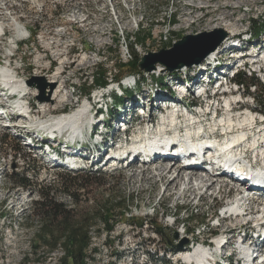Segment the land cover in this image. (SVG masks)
<instances>
[{
    "label": "rangeland",
    "instance_id": "rangeland-1",
    "mask_svg": "<svg viewBox=\"0 0 264 264\" xmlns=\"http://www.w3.org/2000/svg\"><path fill=\"white\" fill-rule=\"evenodd\" d=\"M34 1L0 0L3 4L6 3L11 11L7 12V16L4 13V16H0V24L7 30L6 36L0 37V60L3 62L1 64H6V57L14 52L11 63L16 71L18 70L20 78L30 84L32 95L28 100L33 106L38 102V85L42 83L33 79L40 77L47 82L48 77L61 67L59 71L62 74L57 79L67 97L64 101H55L41 107V110H34L35 116L38 115V119L44 123L63 112H75V106L79 104L77 96L86 94L84 91L94 86L91 84V76L93 72H100L103 67L107 69L109 76L108 86L103 90L112 91V98L104 100L108 115L98 113V121L105 119L109 125L108 118L114 112L121 120H127L132 112L134 117L137 116L141 108L148 110L146 116L150 120L160 103L171 98L173 91L178 92L175 84L186 81L203 85L223 76L227 68L223 67L226 54L230 50L239 49L242 40H250L258 46L260 43L264 45V30L254 36L250 27L251 19L257 20V23L264 22V0H104V3L100 0H82L76 3L73 0ZM112 2L116 3L115 8L112 7ZM222 11L231 15L230 20L226 19L221 25L227 37L216 49L217 52L207 56L206 59L209 58L203 63L173 73L162 72V67L157 66L153 72H145V79L140 85L135 82L136 77L131 78L124 72V68L118 72V64L130 59V45L141 60L150 52L171 47L185 35L215 30L208 28L212 24L210 21L218 18ZM9 13H12L11 17ZM80 20L83 22H78ZM186 21L195 22L184 27L183 23ZM14 22H17V25ZM22 27H27L30 38L16 46L11 40L26 34H17L16 28L23 29ZM136 37H139V41ZM16 47L18 50L15 52L13 49ZM82 57L85 61L79 63ZM60 58L65 61L62 65L59 64ZM49 65L51 67L48 69ZM159 77L163 79L162 86L157 82ZM164 85L169 87V91L168 88H160ZM128 90L132 93L131 99L127 97L123 99V103L115 101L116 97L122 96L123 92ZM242 90L241 93L248 94L244 88ZM49 91L50 88L45 85L44 94L48 95ZM252 95L256 101L255 108L263 109L264 84L257 85V90ZM233 97L234 95L230 99L233 100ZM235 97L238 98L237 95ZM148 98L156 103L152 105V109L147 106ZM145 122L137 117L132 131L142 129L141 124ZM3 130L0 128V264H58L57 261L62 256L60 249L47 254V249L43 246L38 249L32 247L38 243L35 234L39 224L37 218L31 214L30 202L25 200L37 198L39 188L43 192L49 190V194L54 195L57 201L64 203L67 208H73L76 213L93 204L95 198L101 200L108 195L126 198L129 209L124 213L119 210L114 212L112 221H109L113 225L111 231L104 228L103 221H93L89 229V248L93 251L87 252L90 257L88 264H117L118 260L122 259L116 257L117 253L125 247H128L127 251L137 247H143L140 251L145 248L157 250L159 254L153 255L150 252L148 256L158 264H161L158 260L162 257L160 251L163 249L173 250V253L178 251L177 255L183 251H193L199 244L210 249L209 242L221 237H211L210 227L215 221L211 223L210 216H218L223 206L233 197H239L240 192L238 190L237 193L234 184L226 178H221V187H218L215 193L203 191L205 189L195 190L192 194L185 193L186 196L182 193L179 198L181 193L167 192L160 180L151 178L152 171L160 164L143 169L139 168L140 164L134 167L123 164L116 170H110L107 166L98 167L99 171L105 174V184L86 180L85 197L88 201L81 196V201L73 204L72 197L63 189V182L70 180V176L64 175V172L58 169H44L40 161L28 154L17 142V138ZM120 131V126L113 119L110 129L107 130V142L111 136H118ZM87 167L88 170L96 171L94 166ZM142 170L144 172H140ZM134 173L139 175L133 177ZM193 173L197 175L199 171L195 170ZM21 174L29 180L26 186L17 183ZM199 192L200 194H197ZM21 204L25 205L18 211ZM260 206L259 203L253 204L254 212H259ZM250 211L249 208L248 212ZM173 219L176 224L170 225ZM182 224L184 229L181 228ZM220 224V228L215 229L217 234L226 232L230 236L231 232L244 229L239 218H231L230 222L228 219L220 220ZM211 231L214 229L211 228ZM184 239L186 243L180 248L177 247ZM226 247L227 244L222 248ZM231 250L227 249L226 253L229 254ZM132 254H126L125 258L134 259L141 256L142 252L130 256ZM170 258H173V264H177L178 259L182 260L181 264L189 262L177 256ZM162 260L163 263H170L169 258L163 257Z\"/></svg>",
    "mask_w": 264,
    "mask_h": 264
},
{
    "label": "bare ground",
    "instance_id": "bare-ground-1",
    "mask_svg": "<svg viewBox=\"0 0 264 264\" xmlns=\"http://www.w3.org/2000/svg\"><path fill=\"white\" fill-rule=\"evenodd\" d=\"M34 1V0H33ZM75 3L80 2L82 0H73ZM104 3V0H100ZM3 2V1H2ZM0 2V16H6L8 15V11H10L9 6ZM35 2V1H34ZM2 3V4H1ZM82 3V2H81ZM112 7L115 8L116 3L112 2ZM227 8V6H226ZM231 8V7H230ZM225 10V9H224ZM226 11V10H225ZM225 11H222L218 18H216L213 21H210L212 24L208 27L209 29H218L222 28V22L226 19L230 20L231 15H228ZM9 16H12V13H9ZM83 22V21H78ZM195 21H186L183 23L184 27L191 26ZM209 22V23H210ZM2 25L0 24V33L2 32ZM226 30V29H225ZM28 29L27 27H23V29L16 28L17 34H23L24 32L27 33ZM229 31V30H228ZM218 48V47H217ZM216 48V49H217ZM216 49L212 51L208 56H212L213 53L217 52ZM223 53V52H222ZM235 53V52H234ZM264 53V52H263ZM233 56V55H232ZM12 57L7 58L6 64H0L2 65L0 68V79L2 80L3 84L9 87V91H26L27 93H30V84L25 81V79L16 80L13 79V75L18 74L16 71V68L12 65ZM85 61L83 57L80 59L79 63H83ZM205 61V60H204ZM64 59H59V64L62 65L64 63ZM61 67H58L48 78L49 80L46 83L47 88H50V91L47 96V100L38 101L39 104V110H41V107H44L46 104H50L55 101H64L66 100L67 94L64 91V88L61 86V82L57 79L58 74H62L60 70ZM159 68V66H158ZM155 70V69H154ZM41 72V71H40ZM19 75V74H18ZM181 83V82H179ZM178 83V84H179ZM201 91H196L192 93L193 99L198 100L200 103L205 98L207 99L209 97L210 102L213 100V92H208L207 87H205V84L197 86V89H200ZM216 89V88H215ZM243 87H241V90ZM243 91V90H242ZM239 92V91H238ZM7 94L6 92H4ZM44 93V92H43ZM234 95L231 100L230 98H224L225 105H228V107L231 106V103L234 102V100H238L240 98L239 94H231L230 97ZM238 96L237 99H235V96ZM30 104H32L29 101ZM207 103V102H206ZM23 102L19 99L16 100V109H18L20 112H26L25 108L23 107ZM209 105V103H208ZM80 107V106H79ZM43 109V108H42ZM87 109V103L85 102L82 107L76 109L75 112L68 114V113H62L59 114L57 117L53 118L48 123L39 122L38 126L43 127L44 129L48 130L49 132L53 130H58L61 135L67 134L68 137L71 139H75L76 136H81L82 133V124L85 123V120L87 119V115L85 114V111ZM182 108L176 107L175 110H170L173 112L180 111ZM259 112H263L259 110ZM16 112L8 108V113H5L4 111L0 110V115L3 117L2 119L5 121L7 120L9 116H13ZM73 117L71 118V116ZM171 113L162 115L163 117H168V120H172L170 118ZM17 117H22L21 115H18ZM30 118H33L29 115ZM256 117V114L250 113L248 111H245V113L241 115L236 114H230L225 113L224 115L220 116V118H214L213 123L210 126V129L219 128L221 126V134L225 135V139L227 140L225 144H222L223 140H214L210 143H205L206 145H209V148L206 150L212 149L216 151L215 154H217V160H215L213 163H208V160L202 161V157L198 155L193 154H187L186 150H182L183 153L176 154L175 148L177 145H171L168 146L167 149L160 147L158 150H151L149 152H145L144 154L138 153V147H141V149L145 150L144 148L150 146V140L149 136L155 137V133L147 132L146 129L143 132H138L136 137L134 138L135 141L130 143L128 149L131 152V157L119 160V161H128V166L133 167L137 166L142 163V167L139 166V168L143 169L144 167H148L149 165H155L160 164L158 167H155L154 171H152L151 178H156L157 180H160L162 182V185L164 186V190L167 192L173 191L181 193L179 195V198L182 196V193L185 195V193H191L195 190L201 191L205 189V191H211L214 192L218 187H221L219 185V180L221 178H226L230 180L235 186V190H239V197L235 198L233 197L231 201L228 202L227 205L223 206L226 208H222L219 211V215H211V223L212 221H215L214 224L210 227V232L212 233L211 237H217L213 241L209 242V248H205L202 245H197L194 247L193 251L187 250V252H180L177 255V252L173 251H166L165 249L161 250L158 249V251L162 253H166L165 256L161 255V259H157L160 261L161 264L163 263V257L169 258L170 263L167 264H173V258H170L171 256H185V258H182L184 260H188L189 262H184V264H264V187H261L260 184L262 183H256L255 176L256 174H263L264 175V133L258 130H253L252 122L253 119ZM264 116H262L263 118ZM68 118V121H66ZM81 121V122H80ZM113 121V120H112ZM2 122V121H1ZM7 122V121H6ZM80 122V124L78 123ZM172 122V121H171ZM183 122L186 125H190L195 122V116H185L184 119L178 122L175 121L173 124ZM146 123V122H145ZM168 126V125H167ZM170 126H172L170 124ZM201 128L197 127L193 130H186L185 137L183 139H180L179 141L185 142L188 145L189 149L195 150V148H192L194 145L196 146V149L203 150L205 147V144L200 143L193 138V136H196L200 133ZM257 131V132H256ZM256 132V134H255ZM184 134L176 133V135L171 136V138H176L179 136H183ZM53 136V135H52ZM227 136V137H226ZM158 137H163V134H158ZM192 137V138H191ZM201 139V138H200ZM263 140V142L260 141ZM174 141V140H173ZM257 141V143H255ZM135 142H139V145H136ZM217 142V143H215ZM212 147V148H211ZM249 149V150H248ZM180 151V152H182ZM250 152V153H249ZM77 153V151L75 152ZM155 153L156 155L154 157L148 156L149 154ZM141 155H144V158H142ZM167 154V155H165ZM245 154L249 155V159L253 158L260 162V165H262L259 168H253L255 175L248 174L247 172H244L242 170H238L235 166V168H232L233 170L240 171L241 174H235L233 172H230L228 170H223L220 168L219 163L222 160L226 159H232L234 156L236 157H243ZM129 156V154H128ZM248 157V156H247ZM142 159V161H140ZM146 160V161H145ZM225 162V161H224ZM251 161L249 160V163ZM226 163V162H225ZM238 163H242V161L238 160ZM237 163V164H238ZM54 164L62 165L63 163L57 159ZM209 164V165H208ZM253 164V163H252ZM65 166V164H63ZM225 165V164H224ZM239 165V164H238ZM68 167H74L73 163H68ZM176 166V167H174ZM178 166V167H177ZM206 166V167H205ZM222 166V165H221ZM206 168V169H205ZM214 169V170H213ZM199 171V174L194 175L193 171ZM208 170V171H206ZM210 170H213L212 173H210ZM248 171V169L246 170ZM144 172V170L140 171ZM139 174H133V177L138 176ZM243 175V176H242ZM251 176V177H249ZM253 176V178H252ZM155 182V181H154ZM182 189V191H181ZM245 190L246 194H242L241 192ZM249 190V192H247ZM220 192V190H218ZM231 191V190H230ZM244 192V191H243ZM256 198V199H255ZM260 201V202H259ZM259 203L260 211L254 212L255 209L253 207V204ZM251 209L250 213L248 212L246 217L243 219L238 216V214H242L244 209ZM220 217V218H219ZM231 218H239L241 219V222H243L244 229L242 230H235L234 232H231L230 236L227 235L226 232L217 234L215 232V229L220 228V220L224 221L227 220L230 222ZM175 220L170 222V225H175ZM209 226V223L207 224ZM240 227V226H239ZM182 229H184V224L181 226ZM211 228L214 229V231H211ZM182 233V232H181ZM228 237L229 239H227ZM212 243V246H211ZM227 244L226 249H223L224 245ZM192 244H190L191 247ZM188 246V245H187ZM189 247V248H190ZM223 249V250H222ZM232 249L229 254H227L226 250ZM123 250L127 251L128 249L124 248ZM211 252H209V251ZM128 252V251H127ZM142 252L141 256H138L136 258H122L118 260L117 264L120 262H127V264H158L154 260L150 259L148 254L152 252V254L158 253L157 250H150L145 248L144 250L140 251ZM173 253V254H171ZM191 260V261H190ZM157 261V262H158ZM177 264H181L182 260L178 259L176 260Z\"/></svg>",
    "mask_w": 264,
    "mask_h": 264
},
{
    "label": "trees",
    "instance_id": "trees-1",
    "mask_svg": "<svg viewBox=\"0 0 264 264\" xmlns=\"http://www.w3.org/2000/svg\"><path fill=\"white\" fill-rule=\"evenodd\" d=\"M171 21H173V18H171ZM250 27L253 29L254 36H258L261 34L260 32L264 30V22L261 21V23H257V20L251 19ZM136 38H138L137 41H139V37ZM129 49L131 54L129 57L130 59L125 63L120 62L118 64L120 66L118 72L124 68V72L127 74H134L137 85H140L145 79V72L139 70L140 57L136 56L131 45ZM95 73L96 72H93L91 76V84L104 86L109 80L107 69L103 67L100 72L97 74ZM246 79L248 80L245 81ZM233 80L242 85H261L257 78L251 76L247 77L245 74H238ZM162 81V77L157 78V82L161 85H163ZM163 87L166 86L164 85ZM89 90L90 89L87 88L84 92L88 93ZM125 96L131 97V91H126ZM115 99L118 103H123L125 97H116ZM261 111L264 112V108L261 109ZM108 123H112V120L108 121ZM63 172L64 175L70 176V180H65L63 182V189L72 197L73 204L79 203L81 201V196L85 197L86 186L84 182L86 180L97 182L100 185L105 184V174L100 171L86 170ZM28 182V178L23 174L18 176L17 183L19 185L26 186ZM81 190H83V192ZM37 194V198L30 204L31 214L37 218L39 224L35 234V239L38 243L32 247L38 249L43 246L47 249V254H51L53 251L60 249L62 251V256L59 257L57 261L58 264H88V259L90 257L87 252L93 251V249L89 248V229L93 221L96 219L103 221L104 228L111 231L113 225L109 223V221H112L111 217H113L114 212L119 210V212L124 213V211L129 209L125 197L108 195L105 199L101 200L95 198L93 204L86 206L81 210L82 212L76 213L73 208H67L64 203L57 201L54 195L49 194V190L43 192L42 189L39 188ZM84 200L87 202L88 198L85 197Z\"/></svg>",
    "mask_w": 264,
    "mask_h": 264
},
{
    "label": "water",
    "instance_id": "water-1",
    "mask_svg": "<svg viewBox=\"0 0 264 264\" xmlns=\"http://www.w3.org/2000/svg\"><path fill=\"white\" fill-rule=\"evenodd\" d=\"M226 37L227 34L223 29L185 35L171 47L160 49L157 52H150L146 57H143L139 61V70L153 72L159 66L162 67L160 68L162 72H174L182 68L199 65L204 62L212 51L221 45ZM33 80L42 82L38 85L40 94L36 96V99L38 101L47 100V96L43 93L47 82L40 77ZM184 243H186L185 239L177 247L180 248Z\"/></svg>",
    "mask_w": 264,
    "mask_h": 264
},
{
    "label": "built area",
    "instance_id": "built-area-1",
    "mask_svg": "<svg viewBox=\"0 0 264 264\" xmlns=\"http://www.w3.org/2000/svg\"><path fill=\"white\" fill-rule=\"evenodd\" d=\"M239 92H241V89H240V91ZM238 92V93H239ZM245 111H248V112H253V113H256V115L257 116H259L260 114L262 115V116H264V112H259V108H254V109H249V110H239L238 112H237V115H241V114H243V113H245ZM261 132H263L264 133V129H261L260 130ZM260 141H261V139H260ZM261 142H263V140L261 141ZM264 143V142H263ZM262 165H260V167H261ZM179 238H181V236L179 235V234H176ZM211 246H212V243H211ZM177 257H180V258H185V256H177Z\"/></svg>",
    "mask_w": 264,
    "mask_h": 264
}]
</instances>
